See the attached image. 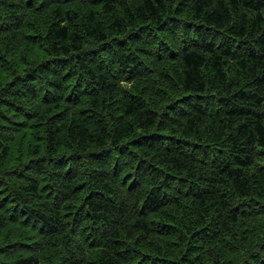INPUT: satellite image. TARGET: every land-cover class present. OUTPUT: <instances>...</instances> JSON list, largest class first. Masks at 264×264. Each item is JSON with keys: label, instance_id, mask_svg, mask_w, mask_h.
Instances as JSON below:
<instances>
[{"label": "trees", "instance_id": "16d2710c", "mask_svg": "<svg viewBox=\"0 0 264 264\" xmlns=\"http://www.w3.org/2000/svg\"><path fill=\"white\" fill-rule=\"evenodd\" d=\"M0 264H264V0H0Z\"/></svg>", "mask_w": 264, "mask_h": 264}]
</instances>
